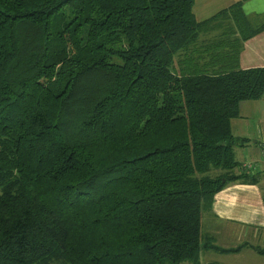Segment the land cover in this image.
I'll return each mask as SVG.
<instances>
[{"label":"trees","instance_id":"obj_1","mask_svg":"<svg viewBox=\"0 0 264 264\" xmlns=\"http://www.w3.org/2000/svg\"><path fill=\"white\" fill-rule=\"evenodd\" d=\"M194 3L0 0V264H201L215 195L258 183L231 122L264 97L239 67L264 25Z\"/></svg>","mask_w":264,"mask_h":264},{"label":"crops","instance_id":"obj_2","mask_svg":"<svg viewBox=\"0 0 264 264\" xmlns=\"http://www.w3.org/2000/svg\"><path fill=\"white\" fill-rule=\"evenodd\" d=\"M237 2L242 3L252 28L264 25V0H195L193 12L202 22ZM231 26V20L218 24L202 36L201 46L215 38H234L229 33L222 35ZM239 67L264 68V30L243 42ZM239 112L240 116L231 122V130L245 143L235 147V158L241 167L246 163L259 165L254 172L258 183L234 182L215 195L211 212L202 220L201 264H264V97L241 103ZM236 173L241 174L239 170Z\"/></svg>","mask_w":264,"mask_h":264},{"label":"built area","instance_id":"obj_3","mask_svg":"<svg viewBox=\"0 0 264 264\" xmlns=\"http://www.w3.org/2000/svg\"><path fill=\"white\" fill-rule=\"evenodd\" d=\"M262 154L264 156V144L262 145ZM257 166L259 167V165L257 163L256 164H254V163H249V164L246 163V164L243 165V169L246 172H249L252 175H254V172H255V169H256Z\"/></svg>","mask_w":264,"mask_h":264},{"label":"rangeland","instance_id":"obj_4","mask_svg":"<svg viewBox=\"0 0 264 264\" xmlns=\"http://www.w3.org/2000/svg\"><path fill=\"white\" fill-rule=\"evenodd\" d=\"M231 31V29H228V32ZM230 33V32H229ZM231 35V34H229ZM231 39V38H230ZM233 40V39H232ZM217 173H214L213 175L215 176L216 174H219L220 171H216Z\"/></svg>","mask_w":264,"mask_h":264}]
</instances>
